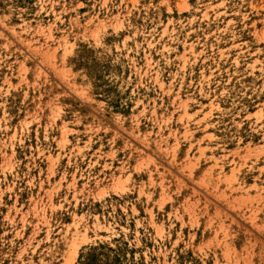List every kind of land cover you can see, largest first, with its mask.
I'll return each mask as SVG.
<instances>
[{"label": "rangeland", "instance_id": "rangeland-1", "mask_svg": "<svg viewBox=\"0 0 264 264\" xmlns=\"http://www.w3.org/2000/svg\"><path fill=\"white\" fill-rule=\"evenodd\" d=\"M0 264H264V0H0Z\"/></svg>", "mask_w": 264, "mask_h": 264}]
</instances>
